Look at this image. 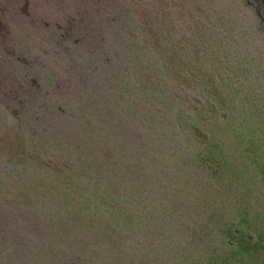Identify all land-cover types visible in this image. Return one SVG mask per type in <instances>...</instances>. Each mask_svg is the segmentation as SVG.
Returning <instances> with one entry per match:
<instances>
[{
	"label": "rangeland",
	"instance_id": "obj_1",
	"mask_svg": "<svg viewBox=\"0 0 264 264\" xmlns=\"http://www.w3.org/2000/svg\"><path fill=\"white\" fill-rule=\"evenodd\" d=\"M191 15L195 33L208 25L213 36V44L196 41L206 48L202 62L244 99L236 108L243 131L227 141L244 166L218 190L194 167L180 182L156 174L119 113L125 77L137 78L128 71L131 43L149 28L175 38ZM260 136L264 0H0V264H264L263 171L242 157ZM83 143L98 156L78 153ZM44 159L76 172L97 162L100 196L86 173L75 184L43 181ZM122 183L132 203L119 202ZM236 223L245 247L233 242Z\"/></svg>",
	"mask_w": 264,
	"mask_h": 264
},
{
	"label": "trees",
	"instance_id": "obj_2",
	"mask_svg": "<svg viewBox=\"0 0 264 264\" xmlns=\"http://www.w3.org/2000/svg\"><path fill=\"white\" fill-rule=\"evenodd\" d=\"M190 20L193 25L184 27V22L182 24L184 33L181 35L179 32L175 33V38L167 36L164 41L163 35L159 37L155 36V33L149 34L152 31L149 28L143 37L144 43L143 41L140 43L139 39L131 43L133 61L128 71L134 73L137 78L134 80L125 77L117 99L121 110L119 113L126 127L132 125L131 132L143 141L141 142L144 147L141 150L144 156L142 160L147 159L151 153L156 163H154L156 174L160 173L161 177L168 179L167 173L172 172V178L169 180L180 182L182 176L186 172H191L194 167L193 172L198 175L205 174L209 181L217 183L218 190L221 182L224 180L230 182V177L236 169L244 166L243 162L235 159L231 149H227L229 138L234 140L233 137L243 131L242 118H238L241 114L236 108L244 99H238L237 95L229 92L232 89L231 83L226 81L228 76L218 79L219 70L206 67L202 62L204 54H207L206 48L200 47L196 41H201V44L206 41L211 42L213 36H209L208 25L201 26L195 33V25H200L198 15H191ZM171 23L175 21L172 20ZM204 29L207 33L205 32L201 38L198 37L200 30ZM210 55L216 56L214 51H211ZM189 60L193 63L191 64ZM214 75L217 76L216 80L226 79L225 82H215ZM138 78L142 80V84L136 82ZM186 90L192 93L190 100L185 97ZM113 91L114 88L111 95L115 98ZM133 97L135 100L129 101V98ZM185 104L191 107V112L187 113L188 110H183ZM242 117L244 118V113ZM86 145L83 143L78 153L86 152L93 159L97 157L98 155H94L100 152L97 147L92 146L87 149ZM262 146H264V138L260 136L258 141L253 139L250 141L251 151L247 156L242 153V157L253 156V163L263 171L260 183H264ZM166 161L172 169L165 167ZM96 164L97 162H92L90 167L87 165L83 171L76 172L78 168L71 162L67 165L61 164L59 168V162L54 164L44 159L40 161L39 167L46 178L43 181L56 183L61 181L62 184L68 181L72 184L78 183L83 178L81 173H86L89 176L87 185H90L96 193L104 189L97 180L91 178L94 172H98ZM51 175L54 176V180L50 178ZM194 180L198 181L196 178ZM132 181L136 183V180ZM121 190L128 193L120 195L119 202L132 203L128 196L132 189L122 183ZM138 200L140 204L145 201ZM110 206L114 208L115 205ZM235 227L238 231L234 236L239 238L234 239L233 242L245 247L244 233H241L238 223Z\"/></svg>",
	"mask_w": 264,
	"mask_h": 264
}]
</instances>
